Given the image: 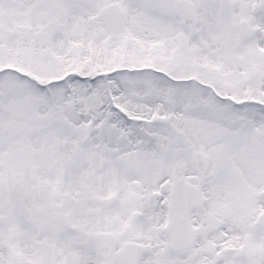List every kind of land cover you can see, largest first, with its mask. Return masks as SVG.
I'll return each mask as SVG.
<instances>
[{
  "label": "snow or ice",
  "instance_id": "snow-or-ice-1",
  "mask_svg": "<svg viewBox=\"0 0 264 264\" xmlns=\"http://www.w3.org/2000/svg\"><path fill=\"white\" fill-rule=\"evenodd\" d=\"M0 264H264V0H0Z\"/></svg>",
  "mask_w": 264,
  "mask_h": 264
}]
</instances>
